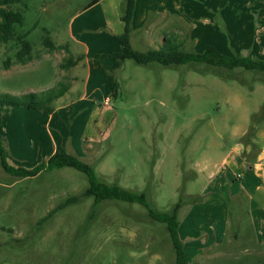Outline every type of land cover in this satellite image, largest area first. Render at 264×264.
I'll use <instances>...</instances> for the list:
<instances>
[{
  "label": "rangeland",
  "instance_id": "obj_1",
  "mask_svg": "<svg viewBox=\"0 0 264 264\" xmlns=\"http://www.w3.org/2000/svg\"><path fill=\"white\" fill-rule=\"evenodd\" d=\"M92 1L21 0L12 6L23 15L16 31L28 33L32 60L19 64V43H0V96L40 95L59 82L70 88L53 103L61 123L41 111L0 105L7 163L26 170L46 164L65 136V150L91 166L100 182L145 193L160 213L183 201L178 221L186 220L190 229L179 230L188 264H264V235L254 223L251 201L243 195L226 199L217 191L202 195L193 183L202 170L205 183L215 176L204 156L219 163L233 143L234 126L248 127L234 145L240 143L243 161H255L261 150L257 133L264 131V75L241 69L227 74L199 64L143 67L127 60L113 73L118 97L106 101V66L97 62L102 79L91 72L88 80L94 63L81 54L94 46L107 51L111 41L119 46L112 30L120 24L110 12L101 23L104 5L82 13ZM124 9L119 0L121 15ZM162 28L165 35L168 29ZM45 31L54 49L44 44ZM132 46L137 51L154 48L135 41ZM228 50L229 55L242 53ZM70 55L82 60L64 70L60 65ZM86 95L92 97L85 103ZM88 187L86 175L70 167L22 178L0 164V264H176L165 224L136 203L104 200L94 208L93 198H81ZM72 197H79L77 203L58 210ZM214 202L211 216L202 219L192 209ZM52 210L57 211L44 219ZM217 222L227 224L224 233L213 226ZM204 226L216 235H208L210 228Z\"/></svg>",
  "mask_w": 264,
  "mask_h": 264
},
{
  "label": "crops",
  "instance_id": "obj_2",
  "mask_svg": "<svg viewBox=\"0 0 264 264\" xmlns=\"http://www.w3.org/2000/svg\"><path fill=\"white\" fill-rule=\"evenodd\" d=\"M101 5H104L101 23L106 22L105 15L108 17L110 12L112 18L119 21L120 24L119 28L112 30V35H120L124 25L121 22L119 0H97L95 4L89 7L87 5L82 13L94 10ZM248 7L255 10L257 15L249 14ZM107 24L111 26L109 20ZM164 25L168 29H166L165 35L175 33L181 38L188 37L197 52L213 47L225 55H229L228 49H232L234 52L241 51L240 54L244 55L243 51L249 50V55H245L264 59V0H136L130 45L132 46V42L135 41L141 46L149 48L154 46L153 49H157L165 36L162 28ZM219 25L222 27L221 29H219ZM184 30L185 34L182 32ZM110 43L112 48L107 51L99 46H94L93 49L81 55L88 61V59L98 58L101 54L122 51L121 44L117 46L112 41ZM81 45L84 44L81 43ZM93 63L90 67L88 66L90 71L88 80L92 78L91 72L100 80V78L102 79L100 76L101 66L98 63ZM110 64L111 61L108 60L102 65L109 66ZM91 97L89 96L90 99ZM90 99L86 95L82 102H89ZM105 100L108 101L106 98ZM55 110L59 111V108ZM48 120H51V117L48 116ZM247 128L234 126L229 135L233 143L222 154L218 160L219 163H212L213 161L206 154L203 155L207 160V168L215 169V176H208V178H212L205 183L202 180L206 172L202 170L198 172L199 179L193 183L200 187L199 193L202 195L217 191L226 199L239 197V195L248 198L255 210H253L256 215L254 223L258 224L261 236V234L264 235V131L260 130L256 137L257 140L259 139L260 153L256 156L255 161L248 163L239 156L238 145L240 143L234 145L236 140L246 133ZM219 137L223 142V135L220 134ZM206 204L202 205L203 207L201 205L192 207L196 212L195 215L199 214L198 217L201 219L206 215L211 216V210L217 206L214 202L206 208ZM184 222H179L180 227H184L187 233H190V229L186 228ZM215 225L219 227L221 234L225 232L227 226L225 222L222 225L221 222H217L213 226ZM204 227L207 230L210 228L211 232L208 235L210 233L216 235L214 228Z\"/></svg>",
  "mask_w": 264,
  "mask_h": 264
},
{
  "label": "trees",
  "instance_id": "obj_3",
  "mask_svg": "<svg viewBox=\"0 0 264 264\" xmlns=\"http://www.w3.org/2000/svg\"><path fill=\"white\" fill-rule=\"evenodd\" d=\"M97 0H93L89 5H93ZM125 9L121 15L123 23V32L115 35L114 39L121 44L122 51L113 54H101L98 58L90 59V62L104 63L110 60L109 66L103 67V88L106 93V99H116L119 94L120 85L114 76V72L120 69L127 60L133 61L138 66L147 67L152 63L161 65L162 67H178L187 64L193 66L205 65L210 69H220L229 74L235 69L245 71H255L264 75V59L251 58L247 55L235 54L225 55L217 51L213 47H208L202 52H197L193 48V42L189 38H181L175 33L164 36L162 44L157 49H148L146 51H137L130 45V37L132 33V19L135 10L136 0H123ZM21 0H0V43L7 44L16 41L20 45V49L16 53V60L19 64L25 65L32 60V46L26 41L28 33H19L16 26L23 23V15L19 11H14L12 6L20 3ZM44 44L50 49H54V45L45 31ZM82 57L77 59L70 55L60 67L64 70L77 65ZM5 69L9 68L10 61L5 62ZM70 86L64 83H58L56 87L47 90L42 94L28 93L22 96H12L3 94L0 96V105L7 108L25 107L30 111H41L44 115L51 117L55 122H62L59 111L53 107V103L62 98L68 91ZM2 120L0 119V129ZM67 137H63L62 147L56 151L46 162L40 164L33 169L26 170L21 168H13L7 163V156L2 145V136L0 134V164L3 170L17 177H34L42 171H51L54 169H62L65 167L73 168L86 175L89 187L81 195V198H93V207H97L102 201H121L129 204H139L147 209L149 216L160 223L166 225L170 234V238L175 250L176 264H188L184 253V245L180 238V223L178 221L179 210L183 205L180 199L169 212L160 213L150 207L146 200L145 193H136L117 186L116 184L107 185L98 180L93 168L80 160L77 156L68 153L64 144ZM197 199V198H196ZM79 197L68 198L66 202L58 207V210L66 206L77 203ZM57 210H52L44 218L48 219Z\"/></svg>",
  "mask_w": 264,
  "mask_h": 264
}]
</instances>
